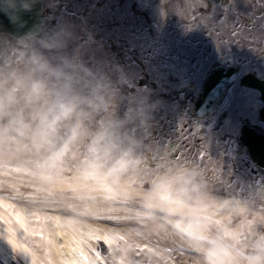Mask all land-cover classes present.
Segmentation results:
<instances>
[{
	"label": "clouds",
	"instance_id": "clouds-1",
	"mask_svg": "<svg viewBox=\"0 0 264 264\" xmlns=\"http://www.w3.org/2000/svg\"><path fill=\"white\" fill-rule=\"evenodd\" d=\"M32 3L0 0V8L18 20L19 9ZM84 48L69 20L51 28L41 22L18 34L0 32L3 162H17L31 174L38 203L79 210L111 202L146 230L172 228L178 219L195 222V209L208 198L202 166L163 155L150 167L147 97L128 96L121 109L128 81L123 66L95 67L86 62ZM217 206L226 205L221 199ZM234 231L229 238L213 228L191 238L189 246L201 264H264V219L250 234L239 225Z\"/></svg>",
	"mask_w": 264,
	"mask_h": 264
},
{
	"label": "bare ground",
	"instance_id": "bare-ground-1",
	"mask_svg": "<svg viewBox=\"0 0 264 264\" xmlns=\"http://www.w3.org/2000/svg\"><path fill=\"white\" fill-rule=\"evenodd\" d=\"M136 1L143 8L151 4L157 11L166 3L173 5L172 0ZM205 1L185 0L188 5L198 3L201 6ZM223 1L235 7L234 12L239 19L234 24L242 25L245 20L257 21L256 15L248 9L253 0ZM259 5L264 7V0ZM66 6L76 8L73 3ZM227 20L225 16L226 24ZM243 28L236 27V32L232 31L233 37H230L244 48L239 49L241 53L237 55L246 57L257 49L264 51V23L261 27H253L252 32L244 33ZM228 41L229 33L225 32L223 44L226 51L229 49ZM245 70L247 67H241L238 75ZM223 81L226 84L229 79L223 77ZM255 105L260 106L259 103ZM210 140L208 137L206 144ZM243 148L242 145L241 150ZM206 157L196 158L203 168L204 177H210V172L204 171L203 162L199 160L206 161L211 168L217 165L218 173L221 172L219 168L225 169L227 183L237 179L229 172V155L219 159ZM30 175L21 169L19 163L5 164L0 157V260L5 264L13 261L18 264H201L200 255L189 246L191 238L200 237L213 228L222 230L231 238L235 236L234 229L238 225L250 234L264 219V203L250 195L244 184L232 181L226 187L215 181L208 183V198L195 209L198 217L195 222L186 223L178 219L172 228L146 230L139 220L131 219L119 204L99 201L73 210L60 206L58 202L38 203L31 195L36 189ZM129 179L134 185L135 174ZM221 199L225 207L217 206ZM211 255H219V252L213 251Z\"/></svg>",
	"mask_w": 264,
	"mask_h": 264
},
{
	"label": "rangeland",
	"instance_id": "rangeland-1",
	"mask_svg": "<svg viewBox=\"0 0 264 264\" xmlns=\"http://www.w3.org/2000/svg\"><path fill=\"white\" fill-rule=\"evenodd\" d=\"M53 1L54 0H51V2H49V0H44V14L49 15V13H55V18H52L54 25H56L61 20H69L74 22L76 31L80 37V41L85 44L84 58L86 62L92 64L95 67L114 65V60L107 57L105 52L101 50L99 46H96L94 41L92 43L91 40L96 39V42H99V44L105 47L109 45L107 43L110 40V44H112L115 49L118 50L119 47H116L115 44L111 43V40L113 37L121 35L123 13L125 10H127L129 5L132 9L135 0H57L58 2L55 3ZM260 1L261 0H253V4H256V6L249 4L248 7V9L256 15L257 21L250 22L249 20H245L243 23H241L242 25L239 23L238 25L234 24L237 23V19L239 18L235 15V7L228 4L227 2H224V5H220L221 12L218 26L215 24V21H217L216 15H218V13L215 14L214 12H209L210 18L207 17L206 19L210 20L209 37L211 54H219L224 56V61L226 64L232 63L237 67L239 66L240 68L247 66L252 73L255 72L257 74H264V72L261 71V66L263 63L258 61V57H262L261 60L264 61V55L261 53L262 50L257 49V51L253 54L251 53L246 57H240L237 55V53H241L239 49L241 50L244 48L242 45H238L230 40V37H233L232 31L236 32L234 29H236L238 26L244 27L242 31L245 33V31L252 32L254 29L253 27H261L263 25L264 7L259 5ZM68 3H73L76 8H67L66 4ZM139 8L140 14H143V11H147L146 13H151L157 18V21L160 22L163 21L167 16L174 19L177 17V15L179 16L177 21H182L180 18L182 14L180 13V6L178 7L179 11L176 10L174 13L171 12L170 14L167 6L162 7V14H158L157 10H155L151 4L146 8H143L139 5ZM130 12L132 16L133 11L131 10ZM186 14L189 16V18L184 17V20H189L193 17V15L190 13H185V15ZM225 16L228 17V24H226L224 21ZM152 18L149 17V19ZM96 19H99V22L101 25H103V27H96ZM225 25H228L229 28H225ZM225 32L229 33V49L227 51L224 49L223 44V35ZM242 37L243 35L241 36V39H243ZM243 55L244 54H242V56ZM137 60L142 66H140L141 68L138 66H133L134 58L132 57L131 59L129 58L128 62L127 59L125 60L127 62L126 66H122L128 76V81H130L129 83L133 84V82L136 83L139 80L146 83L145 85L140 86L141 92H138L135 88H131L133 85L130 87V84L128 89L123 87L122 91L124 93L125 99L121 100L120 106L121 109H123L128 96L136 95L138 97H147V102L151 106L150 111L152 120L151 133L146 138L148 147L145 151V159L148 165L152 168H155L158 166V160L163 155H168L174 159L184 161H196L197 157H203L204 159L206 156V158L212 157V159H216L218 154L219 157L229 155L232 158L230 167L228 166L229 172L234 174L237 178L232 179V181H235L239 184H244L245 189L246 191H249V194L251 193L253 197L264 203V170L253 164L247 153L244 150H241L235 141L229 140L227 136L224 139L221 138L218 140L221 141L222 145L225 146L224 150L223 148H218V152L216 151L217 148L213 147V150V148L207 146L208 144L205 142V144H202L201 142L199 143L197 141L198 138H201V141L203 142L204 138L209 136L210 133L201 131L202 128L199 126L198 122L189 117V115L185 112H182L177 106L173 104L161 106L160 104V101L157 98V90L154 88L155 81L153 74L155 70V61L157 60L156 57L152 58L145 56V58H143V55L140 53ZM146 70L149 76L143 75ZM240 92L237 88H232L227 96V101H231L232 108L237 107L239 110H241L239 106L243 102V99L240 98ZM246 112L247 110H245V112L242 111L241 114L245 115ZM175 117L176 119H173ZM166 123L169 125L167 126ZM170 144L173 145L170 149H168ZM199 161L203 162L202 165H204V171L210 172L211 178L209 176L208 178L205 176L207 183L213 184L215 181H219L220 185L222 184L226 187L231 185L232 181L230 182L229 180L230 183L226 182L228 174L226 175L225 173L224 175L225 169L219 168L221 172L218 173V170H216V167H218L217 165L214 164L215 166L211 168L209 167V163L206 161ZM0 264L5 263L0 260ZM11 264L18 263L13 261Z\"/></svg>",
	"mask_w": 264,
	"mask_h": 264
},
{
	"label": "flooded vegetation",
	"instance_id": "flooded-vegetation-1",
	"mask_svg": "<svg viewBox=\"0 0 264 264\" xmlns=\"http://www.w3.org/2000/svg\"><path fill=\"white\" fill-rule=\"evenodd\" d=\"M172 1V6L168 3L163 6H167L169 14L171 12L174 13L176 10L179 11L178 7L180 6V13H182L180 16L181 22L177 21L178 15L174 19L167 16L160 22L151 13H146L147 11H143V14H140L138 2L135 0L132 9L129 5L130 7L128 6L123 13L121 35L117 34L118 36L113 37L111 40V43L119 47L118 50L110 44V40L107 43L109 45L106 47L96 42V39L91 40V42L93 43L94 41L96 46H99L107 57L119 65L126 66L129 58L131 59L132 57L134 58L133 66L140 67L141 65L137 60L140 53L143 58L145 56L156 57L153 74L154 88L157 90V98L161 106H166L167 104L177 106L182 112H185L198 122L202 128L201 131L210 133L209 136L204 138L203 142L201 138H198L197 141L199 143H206L209 137L212 140L207 146L217 148L216 151L218 152V148L225 149L222 142L218 140L227 136L229 140L235 141L241 149L242 145L239 135L242 123L264 125L258 114V109L262 106L260 94L257 90L242 84V80L244 76L252 74L264 78V74L262 73V76L259 73H252L247 66H244L247 67L245 73L239 75L236 80L229 84L222 83L221 80V83L216 86L205 85L213 68L233 66L237 73L240 70L239 66L237 67L232 63L226 64L224 56L210 53V20L206 18H210L209 12L218 13L216 15L217 21H215L218 26L221 12L218 6L224 5V1L206 0L203 6L198 3L188 5L185 0ZM53 2L58 1L54 0ZM131 10L133 11L132 16ZM157 12L158 14L163 13L162 9ZM185 13H190L193 17L189 20H184V17L189 18ZM45 17V22L50 28L55 26L52 19L53 17L55 18L54 12L49 13V15L45 14ZM149 17L153 18L149 19ZM95 24L97 28L103 27L99 19H96ZM261 53L264 54V51L262 50ZM258 58V61L263 63L261 66L263 70L261 68V71L264 72V61L261 60L262 57ZM126 59L127 62L125 61ZM143 75L149 76L147 70ZM129 82L123 87L128 89L130 84V87L133 85L131 88L137 89L138 92H141L140 86L146 83L140 80L136 83L133 82V84ZM232 88H237L239 92L242 90L240 98L243 99L244 103L242 102L239 106L241 110L237 109V107L232 108L231 101H227L228 93ZM257 103H259V107L255 105ZM245 110L247 112L242 115L241 112H245ZM173 119H176V117ZM166 125L168 126L169 124L166 123ZM172 145L170 144L168 149ZM217 156L218 159L224 157H219V154ZM231 162L232 158L229 167ZM226 182L228 181L226 180Z\"/></svg>",
	"mask_w": 264,
	"mask_h": 264
},
{
	"label": "water",
	"instance_id": "water-1",
	"mask_svg": "<svg viewBox=\"0 0 264 264\" xmlns=\"http://www.w3.org/2000/svg\"><path fill=\"white\" fill-rule=\"evenodd\" d=\"M41 8L42 0H34L30 8L19 9L18 20H13L8 11L0 8V32L18 34L27 31L34 25L44 22L45 18ZM221 76L222 78L226 76L230 81L234 76V69L232 67L228 69H213L208 78L209 84H217ZM242 83L257 89L264 102V80L253 75H246ZM260 115L262 120H264V107L260 110ZM240 141L253 163L264 169V131L254 125L243 124L240 131Z\"/></svg>",
	"mask_w": 264,
	"mask_h": 264
}]
</instances>
